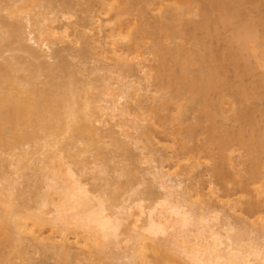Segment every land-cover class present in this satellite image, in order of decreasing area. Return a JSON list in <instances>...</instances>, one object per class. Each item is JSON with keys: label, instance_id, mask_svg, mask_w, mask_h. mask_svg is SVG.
I'll use <instances>...</instances> for the list:
<instances>
[{"label": "bare ground", "instance_id": "obj_1", "mask_svg": "<svg viewBox=\"0 0 264 264\" xmlns=\"http://www.w3.org/2000/svg\"><path fill=\"white\" fill-rule=\"evenodd\" d=\"M34 1H38V0H25V2H29V3H33ZM62 1H67V0H62ZM204 1L206 2L205 4L207 5L203 7L200 1L197 0H141L145 10H147L148 7L151 6V4H154L156 6V9L160 13L162 12V15H164L163 18H160V20L155 22L156 24H160L159 27L153 28L149 32V37H152L155 42L157 41V43H160L163 42V40L172 39L178 33H182V32L185 33L186 28L190 31L189 32L187 31L188 34L185 33L186 35L185 34L183 35V37L186 38L185 41L187 42V40L189 41L193 39L199 42L198 45H200L201 48L198 49L185 51L183 46L177 48L176 54L174 56V59L176 60V61L174 60L175 61L174 64H176V62L178 63L176 64L177 65L176 68L178 67L179 71H176V74L174 73L175 76L173 75L174 78L171 79L170 82L165 83L166 84L165 87L166 88L168 87L167 89L169 90L172 89V91L176 93L175 95L176 97L186 95L189 97L191 101H193V103L204 106L206 111H208L209 109L207 115L209 116V122L212 125L210 127L215 128L216 126L213 127L215 118L218 115L219 116L222 115L223 113H220L219 111L222 110L219 109L217 110L216 113L214 112V110H211L213 107L212 104H210L208 98L210 92H215L224 84V80H223L224 74L223 75L222 73L220 74L219 69L225 68L224 66L227 65H228L227 66L228 69L226 71L230 69L229 68L230 65L231 67L236 66L237 68V66L240 64L237 63L240 60L239 58H241L242 54L240 53H243L242 51L249 52L253 50L254 51L258 50L261 53V57L262 58L264 57V47H262L263 46L262 41H264V19L261 20V18H259L260 22L262 23L258 22L259 19L256 20L255 22L253 20L254 17L252 16L253 23L250 22L243 23L242 21V23L245 24L242 25L241 22H238L241 13L244 14L247 13V11H244L245 8L247 7L246 5L253 4V6L254 5L256 6V4L257 5L260 4L255 2V0H204ZM103 2H102L103 5L101 6L104 8L105 3ZM17 3L16 4L14 3V5H12L11 7L5 9L11 11L10 14L13 17L19 16L18 14H16V12L18 11V9L16 8ZM106 6L107 5H105V8H107ZM235 7L237 8L235 9ZM110 11L111 10L107 9L104 12L110 13ZM193 14L194 15L200 14V16H202V19L204 18L203 19L204 23L195 26L194 24H191L192 20L189 21L187 20L186 17L193 16ZM216 14L218 15V17H216ZM244 14L242 15V19H244V17L247 19L249 17L247 16L248 13L246 14V16H244ZM122 15H123L122 12H118L116 14L117 19H120L121 18L120 16ZM213 15L214 18H211L213 17ZM30 18L26 20L27 21L26 27L30 28V26H27V24H30L31 28H33L34 25L36 26L40 25L39 23H36L37 22L36 19H34L36 24L35 23L33 24L34 20ZM250 18L251 17H249L248 19ZM44 19L45 21H47L46 20L47 18ZM44 19H42L43 22ZM21 21H25V20H21ZM52 21L53 20H51V22ZM40 23H42V21ZM238 23H240L241 26ZM190 24L192 25L190 28L194 26L192 28L194 31L188 28ZM23 25H24L23 22H21L20 24L19 23L7 24L3 20L0 21V28L3 27L2 29H4V26H7L6 28L9 29L8 33H10L11 35H13L14 38H16L19 44L18 50L22 51V53L25 52L26 54H28V56L34 59L35 62L38 61L39 64L37 65L33 64V66H31L33 68V70L30 71L32 77L35 76V74L37 75V73H39L41 70H48L50 72L48 73L49 75L53 74L54 70L55 72L56 70L60 71L62 72V74L63 72L67 73L69 69L67 68L68 64L65 63L66 61L63 64H58V65L53 64V62H50L52 64L48 63L49 60H52L53 58L56 57L55 55L58 52L55 51L56 54L54 52L53 55L48 54V52H52L51 49L52 47L50 46L51 44L48 41V37L46 39H42V37L44 36L53 37L54 31H51L52 28H50L49 26L48 28L50 29L46 27L44 29L39 28L40 33L38 34L37 32L39 31L35 29H34L35 31L33 30L31 32L30 31L27 32L29 28L26 29ZM221 26L222 27L224 26L227 29L231 30L233 35L227 41H230L229 42L230 44L236 43L240 46V47L238 46L240 50V51L238 50L239 53L235 51L239 55H237L233 51L231 53L228 50H225L226 52L228 51L227 53L226 52L222 53L221 51L220 53L216 52V54L218 55L214 54L213 50L215 51V49L213 47L212 50L211 45H209L210 41L208 42L207 40L208 38L211 39L214 33H216L219 27ZM66 31L63 32L64 37L62 38L59 37L60 39L58 38L59 42L62 43L65 41L66 38L68 39L69 35H67ZM198 31L199 32L203 31L206 35H204V33L202 32L201 35L203 34L204 37L202 36L199 37V33H197ZM3 35L4 33H2L0 30V37H2ZM113 35L111 34L112 37H114ZM200 38H204V39H200ZM113 42L114 41L111 42L112 45L116 43L118 44V42L116 41L114 43ZM250 44H254V46ZM250 46L253 47L251 48ZM115 50L114 49L110 50L108 51V53L110 52L111 54L112 52V54L115 55L118 51ZM85 52L86 50L85 51L83 50L82 52L83 55ZM79 54H81V52ZM120 58L123 57L118 58L119 62L117 61V66L121 68L123 67V63L125 60L124 59L121 60ZM102 59L103 58H101V60ZM105 59L107 58L105 57ZM110 62L112 61L110 60ZM6 63H8L7 67H17L18 70H23V69H24L23 71L26 70L25 65L19 62V58L14 57L12 60L6 61ZM221 63L223 64L225 63V64L222 65ZM130 65L133 64L132 63L128 64L129 67L127 65H124L128 67V69L125 71L126 72L128 71L127 73L133 75L134 72L131 73L130 70L132 69L133 71L134 68L133 66ZM221 65L223 67H221ZM117 66H114V68ZM163 66L165 68H168V65L166 63H164ZM197 66H199L198 72H195L196 69L193 68ZM124 69H122V71ZM233 69L235 68L233 67ZM241 69L244 70V68ZM245 69L247 73L248 68ZM0 71L4 72V68L3 70L1 69ZM5 71L6 72H4L2 75L0 72V89H3V86L7 84L14 85V81H12L10 75L7 74L6 69ZM71 71L72 70L70 69V71L68 72L70 73V75L67 73L69 76H71L70 77L71 81H69V83L53 82L54 84H51V87L55 88L54 91H51V89H46V90L36 89L34 85L30 84L29 82H24L25 83L24 85H21L20 82H17L18 85L16 84L17 85L16 95L10 96L4 93L0 94V148L1 147L3 148L5 146L7 147V145H9L10 142H12L11 146L14 144L16 147L18 146L21 148V146H23L24 144L37 141L39 136V135L37 136V132H39L37 129L41 130V132L53 129V124L62 120V116L64 114L70 120V122L67 123L66 126L64 127L65 128L64 133L70 134L68 136H71V140H72L71 144L68 143L69 145L66 144L67 146L66 145L62 146L61 141L58 138H54L53 140H51V137H53L51 135H49L50 140L47 141L46 140L47 138L44 139L46 140V143H44L45 145L40 147V149L42 150L41 153L42 159L39 160L42 166L41 168L39 167L41 170L40 172L41 177L36 176V180L35 179H34L35 181L33 180V186L37 184L40 186L41 184L42 188L45 191L42 192L43 194L39 198L40 202H37L40 205H37L38 207H36L34 210H30L27 207L28 205H26V203H24L25 206H23V204H19L17 202V200H20V198L21 199L23 198L24 201L25 198L27 197V196L25 197V193L24 191H22L23 189L20 187L22 186L19 184L20 182L18 183L17 180L10 177L11 175L10 176L4 175V177L0 175L2 179L4 178L3 184H2V180H0L1 181L0 182V239L1 237L3 238V236H7L6 238H8L9 242L10 241L14 242L16 241V239L22 240L24 236L25 237L28 236V238L30 239L28 241H30L31 244L40 243L41 245L39 244L38 245L41 247L43 246L44 251L46 252L49 251V253L50 252L53 253V255L57 257V259H59V261L78 258V256H85L83 258L86 257L88 258L89 255L97 256L98 254H100L102 249L110 247L109 244L111 243L113 246L115 244L113 242H115L114 240L116 238L117 241L119 240V238L121 239V237H119L118 235L120 228L124 223L128 222V226L124 234H126L125 239L131 242V247L130 248L128 247L129 250L126 255V257L130 260L131 264H150L148 258L150 255L148 256V252L149 253L155 252L159 254L160 252L162 254L166 253L167 256L173 257L174 259L177 260L178 263L181 264H264V244H260V241L259 243L255 241L258 238L262 240V243L264 241V210H262L264 208V201L261 199L258 198L251 199L249 200V202H246L245 213L247 217L249 216L250 218L251 216L254 215L256 216V214H261V217H258V219L260 218L262 223L256 222L258 219L254 221H250V220L248 221V219H246L248 221V222L245 221L248 224V226H246L247 224H245L244 222L245 218H244V220L243 219L242 220L245 225L242 224V226H245L246 229L240 231L242 230L240 226L238 227L240 228V230L236 231L237 228L236 230L234 228L236 224L234 225L232 222L233 221L232 219L234 218L229 220L230 216L226 213L227 210L224 209L226 208L237 209L238 205L241 204L242 200H238L237 202H234L235 204L233 205L227 204L226 206L221 207L220 205L218 206L217 203H215V201L214 202L212 201L213 198L208 199L205 200V202L202 205H200V203L195 204L196 206L195 208L202 211V212L200 211L202 214L197 213L192 205L191 207L187 204L188 201H190L191 203L192 201L189 200L190 195L189 196L187 195L189 191L187 192L185 189H183L185 187L183 186L185 184L184 181L179 179L178 176H172L169 173L163 171L162 168H158V166L152 167V171L150 172L152 173L154 180H156L157 185L164 191V196L159 200L158 203V205L161 206L162 208V210L160 211L156 209L157 207H153V206L145 207L143 205V198H141L142 196L141 197L136 196L137 195L136 193L139 191V189L136 188H135L136 190L133 188L131 189L128 188L125 191L127 192V194L129 191H132V193H135V197H137V199L135 198L133 201H130L131 199L128 198L130 204H126L125 202L122 203L123 201L120 204L113 202L115 197L114 196L106 197L105 194H107L108 192L106 193L104 191H101L100 190L101 188L99 190L97 189L93 190V188L88 189L87 186L88 183L86 184L84 180H82V178L80 177L82 172L78 174L80 168L78 169L73 166L76 163H78V161L80 160L79 159L80 156L91 149L92 151L94 150L96 153L99 154L103 153L104 151L103 146L106 143V140H110V143L114 145L115 148H120L119 150H121L120 145L122 143L118 141H121L123 143L126 142L128 144L127 141L129 139V135L125 133L121 135L123 136L122 138L123 141L120 140V138L119 140L113 138L109 133L104 134L106 132L103 133V131L102 134L104 135H102L101 133L100 135L98 132V130L100 131V129L99 128L97 129L96 127L97 124L95 125V123H98V125L101 124L102 122L101 120H103L101 118L102 116H105L103 112L106 113L108 111L116 112L118 118H119L118 114H122V113L128 114L129 116L133 108H135L136 110L137 108H139L140 105L147 103L149 96L144 94L147 92V89H145L147 87L144 88L140 84V82L139 83H137V81L132 82L131 80L130 82L127 83V80H125L126 83L124 82L122 83L120 81V83L122 84L120 85V87L122 86V88L123 87L124 88L123 89L118 88V91L115 92L116 94L107 93L108 95H106L101 92L102 93L101 96H104L105 98L106 96L107 98L110 96L111 98L110 100L105 101L101 99L102 97H99L98 100L101 99L99 102L101 103V105L103 104L102 106L98 108H94L92 106V102L88 100L89 98L84 102H82L83 104H79L78 98H80L81 100L82 97H84V95L80 96L79 91L77 92L76 89L72 87V85L73 86L75 85L74 83L77 77H75L76 72L74 71L71 72ZM104 71L107 72V70ZM108 71H111L109 70V67H108ZM121 73L118 76L119 78L120 76L123 75L124 72L122 73V75ZM221 75L223 81L221 80ZM111 76L113 77V75ZM111 76L110 79L112 78ZM50 78L53 79V76L51 75ZM107 78L103 79V84L105 85V88H107V90H109V88L110 90H112L114 85L111 88L110 86L112 85V83L109 81L110 79L108 80ZM129 79L130 77L128 76V80ZM89 80H91V78ZM97 80L99 81V79ZM118 80L117 82L114 83H119ZM31 85L33 86V88ZM84 85L86 84L83 83V86ZM88 85L90 84L88 83ZM135 85L138 86L136 87ZM133 86L136 87L134 90H133ZM140 86L142 87L140 88ZM245 87L244 86L242 87L241 92L239 94L241 101H250V100L251 102L262 101V98L264 96V84H262L259 87H252L251 89ZM84 93H87V90H85ZM135 95L140 97L143 96L144 98L142 97L143 100H137L136 98L137 96L135 97ZM30 96L32 98H29ZM171 100L172 98L170 100L169 99H163V101L160 100L162 107H167L166 105H168L171 102ZM95 110H100L99 112H102V114L100 113V116L97 117V113L95 114L94 112ZM116 113L112 115L110 118L112 119L114 116L117 117ZM257 113L258 111L256 112V109L253 106L249 108V110L247 108V110L241 109L237 111V113H235L236 115L235 122L241 123V126L235 132H231V133L227 132V134L224 135L223 137V141H222L223 143L221 145V154L224 156L225 153L223 154V152L228 151V148L231 147L232 145L236 144L245 147L247 149V153L249 154L250 166L247 167V170H245L240 177L231 178L230 176L231 174L228 175V177H226L219 172L220 174H218L217 178H219L220 180H225V178H229L230 180L229 184L233 186L236 185L237 187V189L234 190L240 189V191H245V192H247V190H250L249 187L252 184L262 183V185L255 190L258 191L259 195L260 194L264 195L262 194L264 193V183H263L264 181V172H263L264 111L263 112L261 111V113L259 112L258 115ZM135 114L137 115L138 113H134V115ZM95 115L97 118L94 117ZM257 116H259L260 118L259 121H257ZM120 118L122 119L124 117L121 116ZM123 120H125L126 123L127 119L125 118ZM106 121H107L106 125H108L109 124L108 120ZM134 122L135 124L133 125V128L134 129L139 128L138 123H136L135 120ZM111 124L109 125L111 126ZM120 127L121 126H119V128ZM28 128H32V129L35 128L36 133H33L34 131H31L32 133H30L29 131H27ZM140 130L141 129H139L138 131ZM121 132H123V129L120 130V133ZM148 132L149 131L147 127H142L143 134L147 135ZM186 132L187 135L189 136L193 135V132H191V130H186ZM132 139H134V137ZM79 142L80 143L82 142L81 145L84 146L83 149L82 147L81 149L77 148ZM131 142L129 144H131ZM125 147L127 148L128 145ZM74 149L77 150L75 151ZM24 153L25 154L21 155V157L18 156L14 161L5 159L2 155H0V163L2 164V167L3 164H5V166L7 165L8 167L16 166L18 170L22 169L23 168L22 158L24 159V157H27L26 155H29V157L31 154L32 156L34 155L32 152L30 153L28 151ZM121 154H123V150ZM143 154L145 155V152ZM222 155L221 158L223 157ZM226 159L228 158L225 157L224 160L221 161V163L223 162L225 164V162L229 161ZM79 162H81V160ZM36 164L37 163H35V165ZM24 166L26 167V165ZM102 169H103L102 171L105 172L104 168ZM81 170L82 169H80V171ZM5 171L7 170L5 169ZM127 172H128V168L127 170L124 169L122 173L126 174ZM129 175L131 177V173ZM132 175L135 176V174ZM131 178L134 179L133 176ZM147 188L149 189L150 187ZM40 192L38 194H41ZM201 206L202 207L204 206V208H202ZM133 208H135V210ZM222 211L223 214L221 213ZM219 218L220 219L224 218L220 220L222 222L221 228L219 227L218 229H215L214 227H216V225H211L210 223H209L210 225L207 224L208 223L207 221L210 222L211 219H213L214 222H216L218 219L216 223L219 224L220 222ZM239 220L240 219H237L238 222ZM242 220L240 221L242 222ZM194 221H196V223L200 222L201 225H199V227L197 226L199 223L197 225H194L196 224L194 223ZM137 222H140L141 225H138L139 223ZM204 223L206 224L204 225ZM193 225L197 226V228H195L196 230L193 229ZM45 226L48 228L50 232L48 236H44V233L42 232V229H44L43 227ZM251 232H255L256 235H252L253 233L251 234ZM248 234H251V236L248 237ZM163 235H164V239L159 237V236L163 237ZM252 236L254 237L256 236V238ZM251 238H254L252 241L253 243L251 242L248 243V240ZM126 240L124 243H126ZM246 241L247 243H245ZM254 243L256 244L254 245ZM75 250L77 252H74ZM99 256H101V254Z\"/></svg>", "mask_w": 264, "mask_h": 264}, {"label": "rangeland", "instance_id": "obj_2", "mask_svg": "<svg viewBox=\"0 0 264 264\" xmlns=\"http://www.w3.org/2000/svg\"><path fill=\"white\" fill-rule=\"evenodd\" d=\"M197 1H200L203 7L207 5L205 4L206 2L204 0L203 1L197 0ZM258 1L259 0H255V2L260 3L258 4L259 6L256 4L257 7L255 5L253 6V4L246 5L247 7L245 8L244 11H247L248 14L247 13L246 14L247 16L251 17L250 19H248L249 17L247 19L244 17L245 20L242 19V15L244 13H241L240 17L242 20L239 17V21L238 20L237 21L241 22L242 25H245L243 23H248V22L253 23L252 16L254 17L253 20L255 22L259 18L263 20L264 0H260L259 2ZM102 2L105 3V5H107L106 6L107 8H105L104 5V8L106 10L107 9L111 10L110 13L104 12L106 10L101 6L103 5ZM14 3L15 4L17 3L16 8L18 9V11L16 12V14L19 15L18 17L11 16L10 14L11 11L5 10L11 7L12 5H14ZM236 8L237 7H235V9ZM118 12L123 13V15L120 16L121 17L120 19H117L116 17V14ZM200 14L199 15L193 14V16H189L186 18L189 21L192 20L191 24H194V26L201 25L204 23L203 20L204 18L202 19V16H200ZM246 14H244V16H246ZM163 17L164 15H162V12L160 13L156 9V6L154 4H151V6L148 7L147 10H145L141 0H93V1L92 0H67V1L38 0V1H34L33 3L25 2V0L24 1L0 0V21L3 20L7 24H17V23L20 24L21 22H23L24 23L23 26L26 29H28L29 27H26V22H27L26 20H28V18L33 20L36 19L37 21L36 23H39L40 25L38 26L34 25V27L31 28V25L27 24V26H30L27 32L28 31L31 32L35 29L39 31V32L36 31L38 34L40 33L39 28L44 29L45 27L48 28V26L52 28L51 31H54L53 37L52 36L42 37V39H46L48 37V41L51 44L50 46L52 47L51 48L52 52H48V54L53 55L55 51L58 52L57 54L55 52L56 55L55 54L54 55L56 57L53 58L52 60H49L48 63L53 62V64L58 65V64H63L66 61L65 63L68 64L67 68L69 69L67 73L70 71V69L72 70L71 72L73 71L76 72L75 77H77V79L74 78L76 79V81L74 83L75 85L74 86L72 85V87H74V89H76L77 92L79 91L80 96L84 95V97H82L81 100L80 98H78L79 104H83L82 102H84L89 98L88 100L92 102V106L94 108H98L102 106L103 104L101 105V103L99 102L101 99L105 101L111 99L110 96L107 98L106 96L108 95L107 93L116 94L115 92L118 91V88L119 89L124 88V87L122 88V86L120 87V85H122L120 81L122 83L123 82L126 83L125 80H127V83L130 82L131 80L132 82L137 81V83L140 82V84L144 88L147 87L145 88L147 89V92L144 94L149 96L148 97L149 99L147 103L139 106L140 110L139 108H137L136 110L135 108H133L129 116L128 114L122 113V114H118L119 118L116 112H110V111H108L107 113L103 112L105 116H102L101 118L103 119L101 120L102 122L100 121L101 124L99 123L101 126L98 125V123H95V125L97 124L96 125L97 129L98 128L100 129V131L98 130L99 134L100 133L102 134L103 131V133L106 132L104 134L109 133L113 138H116L118 140L120 138V140L123 141L122 139L123 136L121 135L125 133L129 135V139L127 141L128 144L125 142L128 145L127 148L125 147L127 146L125 143L118 141L122 143L120 145L121 150H119L120 148H115V146L110 143V140H106L104 146L102 145L106 149L105 150L103 148L104 150L103 153L99 154L96 153L94 150L92 151L91 149L80 156L79 159L81 160V162H79L80 161L79 160L78 161L79 164L76 163L73 166L75 168L82 169L81 171L79 169L78 174L82 172L80 177L82 178V180H84L86 184L88 183L87 184L88 189L93 188V190L96 189L99 190L101 188L100 189L101 191H104L106 193L108 192L107 194H105L106 197L114 196L115 199L113 200V202H116L117 204H120L122 201H123L122 203L125 202L126 204H130L128 198L131 199L130 201H133L135 198L137 199L138 196L139 197L142 196L141 198H143V205L145 207H152V206L157 207L156 209L160 211L162 210V208L161 206L158 205V203L159 200L164 196V191L157 185L156 180H154V177L150 172L152 171V167L158 166V168H162L163 171L169 173L172 176H178L179 179L184 181L185 184L183 186L185 187L183 189H185L187 192L189 191L187 195L188 196L190 195L189 197L191 199L189 198V200L192 201V203L188 201L187 204L189 206L192 205L193 208L196 207L195 204L200 203V205H202L205 202V200L212 198H213L212 201L213 202L215 201V203H217V205L218 206L220 205L221 207L226 206L227 204L233 205L235 204L234 202H237L238 200H242L241 204L238 205V208L236 207L237 209L230 208L233 210L232 211L229 208H226L224 210H227L226 213L230 216L229 220L234 218L232 219L233 220L232 222L234 225L236 224V226H234L235 230L237 228L236 231H239L240 228H242V230L240 231H243L246 228L245 226H242V224L243 225L247 224L245 222L247 221L246 219H248V221L249 220L254 221L257 220L258 217H261V214H256V216L255 215L251 216V218L249 216L247 217L245 213V208H246V202H249V200L251 199L258 198L264 201V195L261 194L259 195L258 191L255 190L258 187H260L262 183L252 184L250 186L251 188L249 187L250 190H247V192H245V191H240V189L234 190L237 189V187L236 185L233 186L229 184L230 181L229 178H225V180H220L219 178H217V176L218 174L221 173L226 177H228V175L231 174L230 175L231 178L233 177L237 178L240 177L244 173V171L247 170V167L250 166L249 154L247 153V149L245 147L236 144L232 145L231 147L228 148V151L223 152V154L225 153L224 156L221 154V145L223 143L222 142L223 137L224 135L227 134V132L228 133L235 132L241 126V123L235 122L236 119L235 113H237V111L241 109L247 110V108L249 110V108H251L252 106L255 107L256 112L258 111V113L264 111V101H263L264 96L262 98V101L260 102L259 101L251 102V100L241 101L239 97V94L243 86L244 87L246 86L248 89L249 88L251 89L252 87H259L262 84H264V57L263 58L261 57V53L258 50H255L256 51L255 52L252 49L254 52L249 51L250 54L249 52L242 51L243 53H240L242 54L241 58H239L240 60L237 58L239 61H241V62L238 61L237 64L239 63L240 64L237 66V68L236 66L231 67V65L229 64L230 69L228 71H226L228 69L227 67L228 65L224 66L226 69L225 68L219 69L220 74L221 73L222 75L224 74L223 75L224 84L215 92H210L208 99L213 107L211 110H214L215 113L217 112L218 109L222 110L219 112L223 113L222 114L223 116L220 115L222 116L220 117L218 115L215 118L213 127L215 126L216 127L212 128L210 127L212 125L209 122V116L207 115L209 109L208 111H206L204 106L193 103V101H191L189 97L186 95L176 97L175 96L176 93L173 92L172 89L169 90L167 89L168 87L167 88L165 87L166 86L165 83L170 82V80L174 78L173 77L174 73L176 74V71H179V68L178 67L176 68L177 66L176 64L178 63L176 62V64H174L176 61L174 59V56L176 54L177 48L183 46L185 51H190L193 49L201 48V46L198 45L199 44L198 41H195L193 39L189 41L187 40V42L185 41L186 38L183 37V35L185 33L188 34V32L190 31L187 28L185 33L184 32L178 33L176 34V36H174L175 38L173 37L172 39L169 40H163V42L160 43H157V41L155 42L152 37H149V32L153 28L159 27L160 24H156L155 22ZM216 17H218L217 14ZM44 18H47L46 19L47 21H45ZM211 18H214V15ZM42 19H44V22ZM21 20H25V21H21ZM48 20L51 24L48 22ZM51 20L53 21L51 22ZM41 21L42 23H40ZM258 22H260V19L258 20ZM34 23L35 20L33 21V24ZM191 24L188 28L193 30L192 28L194 26L190 28L192 26ZM238 24L240 25V23ZM6 27L7 26H4V29H2L3 27L0 28L1 32L4 33V35L0 37L1 38L0 67L2 70L4 68V72H6L5 69L7 70V74H9L10 77L12 78V81H14V85L13 84L4 85L3 89H0V94L4 93L10 96L16 95L17 92L16 87L18 85L17 82H20L21 85H24L25 84L24 82H29L30 84L34 85L36 89H42V90L51 89V91H54L55 88L51 87V84H54L53 82L69 83V81H71L70 78L71 76H69L70 73H68L69 74L68 75L66 72H63L62 74V72L57 70L56 72L54 70L53 74H51L53 76V79L50 78L51 75L48 74L50 73L48 70H41L39 73H37V75L35 74V76L32 77L30 71L33 70V68L31 66H33V64L36 65L39 64L38 61L36 60L37 62H35L34 59L28 56V54H26L25 52L22 53V51L18 50L19 44L16 38H14L13 35L8 33L9 29H7ZM64 31H66L67 35H69L68 39L67 38H66L67 40L65 39L66 42L64 41L66 44L64 42L61 43L58 41L59 37L60 38L64 37L63 34ZM202 32L203 31L197 32L199 33V37L200 36L204 37V35H206L204 32H203L204 35L203 34L201 35ZM111 34L112 35L114 34L113 35L114 37H112ZM232 35L233 34L231 30L227 29L224 26L223 27L221 26L219 27L218 31L214 33L211 39L208 38L207 41L208 42L210 41L209 45H211L212 50L213 47L215 49V51L213 50L214 54H216V52L220 53L221 51L222 53L223 52L225 53L226 52L225 50H228L231 53L232 51L234 53H236L235 51L239 53L240 51L238 48L239 45L236 43L230 44L229 43L230 41H227L232 37ZM200 39H204V38H200ZM112 41L114 42L116 41L118 42V44L116 43L112 45L111 43ZM262 42L263 44L262 43L261 44L263 46L262 45L261 46L264 47V41ZM250 45L254 46V44H250ZM253 46L250 47L252 48ZM113 49L114 50L116 49L115 51L118 50L117 51L118 54L116 53L117 55L116 54L113 55L112 52L111 54L110 52L108 53V51ZM83 50L84 51L86 50L87 52V53L85 52L84 55L82 53ZM80 52L81 54H79ZM14 57L19 58V62L25 65L26 67L25 71H23L24 69L18 70L17 67H7L8 63H6V61H10ZM99 57L103 58L104 60L103 59L101 60V58ZM105 57L107 59H105ZM117 57L118 58L123 57L120 59L125 60V61L123 60L124 61L123 67L124 68L126 67L125 69L123 67L120 68L117 66V61H118ZM110 60L112 62H110ZM126 61L128 62L131 61V62L128 63ZM131 63L133 65L130 66H133L134 69L133 71L132 69L130 71L131 73L134 72L136 76L134 74L131 75L130 73H127L128 71L127 72L125 71L129 67L128 64ZM164 63L168 65V68H165L163 66ZM221 64L224 65L225 63L224 64L221 63ZM124 65H127L128 67ZM222 65L221 67H223ZM114 66L117 67L114 68ZM102 67L105 68L103 69ZM108 67L109 70L111 71H108ZM198 67L199 66L193 68L196 69L195 72H198ZM233 67L235 69H233ZM241 68H244V70H242ZM245 68H248L249 70V71L247 70V73ZM122 69L124 70L122 71ZM104 70H107V72ZM121 71L122 73L124 72L123 75ZM0 72L1 75L4 73L2 71ZM119 72L125 79L122 76H120V78L118 77L120 75ZM125 74L130 77L129 80H128V76H126ZM111 75H113V77ZM222 75H221V80H222ZM110 76L112 77L111 79ZM90 78L91 80H89ZM105 78H107L108 80L110 79L109 81L112 83V85L110 86L111 88L114 85L112 90H110V88L109 90L105 88V85L103 84V79ZM116 78H118L119 80ZM97 79H99V81ZM117 80L119 81V83H114L117 82ZM82 82L85 83L86 85L83 86ZM87 82L90 85H88ZM135 86L137 87L138 85ZM135 86H133V90L136 88ZM142 86H140V88ZM85 90H87L88 94L84 93ZM101 92L103 94H106L105 95L106 98L104 96H101L102 94ZM136 96L137 95H135V97ZM99 97L102 98L98 100ZM142 97L143 96L141 97L137 96L136 98L137 100H143L144 97L143 98ZM29 98L32 97L30 96ZM171 98L172 100L168 105H166L167 107H162L160 100L161 101H163V99L170 100ZM99 111L100 110L94 111L95 114L97 113V117L100 116V113L102 114V112ZM115 113L117 117L114 116L111 119L110 117ZM134 113H138V114L134 115ZM121 116L124 118L121 119L120 118ZM94 117L97 118L96 115ZM125 118L127 119L126 123L125 120H123ZM259 119H260L259 116H257V121H259ZM106 120H108L109 124L113 122L111 126L109 124L106 125L107 124ZM134 120L136 121V123H138L139 128L136 129L133 128V125L135 124ZM69 122L70 120L64 114L62 116V120L53 124V129L44 132H41V130L37 129L39 131L37 132V136L39 135L37 141L27 143L28 145L24 144L23 146H21V148L18 146L17 148L14 144L11 146L12 142H10V144L7 145V147L5 146L3 148L2 147L0 148V155H2L5 159H9L11 161L12 160L14 161L18 156L21 157V155L25 154L24 152L27 151L30 153L32 152L34 154L33 156L31 154L30 157L29 155H26L27 157H24L25 160L22 158L23 168L20 170H18L16 166L8 167L7 165L5 166V164H3L2 167V164L0 163L1 166L0 175L2 177H4V175L5 176L11 175L10 177L14 178L15 180L18 181V183L20 182L19 183L20 185H22L19 186L23 189L22 191H24L25 197L27 196L25 198L26 201L24 200L25 201L24 202L23 198L22 199L20 198V200H17V202L19 204H23V206H25L24 203H26V205H28L27 207L30 210H34L36 207H38L37 205H40L37 202H40L39 198L42 196L43 194L42 192L45 191L40 183H39L40 186L38 184L33 186V180L34 179L36 180V176L39 177L41 175L40 168L42 166L39 160L42 159V154H41L42 150L40 149V147L45 145L44 143H46V140L47 141L50 140L49 135L53 136L51 137V140H53L54 138H58L61 141L62 146L66 144L69 145L68 143L71 144L72 141L71 136H68L70 134L64 133V129H65L64 127ZM119 126L121 127L119 128ZM142 127L148 128L149 132L147 133V135L142 133ZM121 129H123V132H121L122 134L120 133ZM139 129L141 130L138 131ZM186 130H191V132H193V135L192 136L187 135ZM27 131H29L30 133H32L31 131H34L33 133H36L35 128L33 129L28 128ZM118 133L120 134V136ZM133 137L134 139H132ZM130 142L131 144H129ZM38 143L41 145H39ZM81 143L80 142L78 143L77 148L79 149H81V147L82 149L84 148V146L81 145ZM142 147L144 148V150ZM122 150H123V154H121ZM144 152L145 155L143 154ZM221 155L223 156L222 158ZM225 157H227L228 159L226 160L229 161L227 162L224 161L225 164L223 162L221 163V161H223ZM34 162L37 163L38 165L36 164L37 165L36 166ZM24 165H26V167ZM34 166L40 168L38 169ZM101 167L104 168L105 172L102 171L103 169ZM2 168L3 169L5 168L7 171H5V169L3 170ZM127 168H128V172H127L128 174L122 173L123 170L124 169L127 170ZM130 173H131V177L133 176L134 179L130 177L129 175ZM132 174H135V176ZM1 176H0L1 178L0 180H2V184H3L4 178L2 179ZM136 176L138 177V179ZM107 180L109 183L107 182ZM146 186L150 188L148 189ZM128 188L139 189V191L136 193L137 197H135V193H132V191L128 192L129 194L128 196L127 192H125ZM39 192L41 194H38ZM202 208H204V206ZM133 209L135 210V208ZM195 210L197 213L202 212L201 210L196 208ZM262 210H264V208ZM221 213L223 214V211ZM222 219L224 218L221 219L219 218V221ZM237 219L240 220L243 219L245 224L243 220L242 222L239 220L240 222L239 223ZM211 220L210 222L207 221L208 225L210 224L216 225V227H214L215 229H218L219 227L221 228L222 226L221 221L218 224L216 223L218 219L216 222H214L213 219ZM236 221L238 222V224ZM256 222L258 223L261 222V219L259 218ZM137 223H139L138 225H141L140 222ZM194 223H196V221H194ZM198 223L194 225L198 224L197 226L199 227V225L201 224L200 222ZM205 224L206 223H204V225ZM194 225H193V229L197 228V226ZM127 226H128V222L124 223L121 226L118 234L119 237H121V239L119 238V240L117 241L116 238L114 240L115 242L113 243L115 244L117 243L116 245L114 244L112 246V243L109 244L111 248L107 247L105 249H102L101 251L102 253L100 252L101 256H99L100 254H98L97 256H91L88 254L91 258L88 255H87L88 258L87 257L83 258L85 256H78V258H73L69 260L67 259L65 261L64 260L59 261V259H57V257H55L53 253L51 252L49 253V251L48 252L44 251L43 246L42 247L39 246L41 245L40 243H36V244L32 243L33 244L32 246L31 242L28 241L30 240L28 236L26 237L24 236L22 240L16 239V241L14 242L11 241L9 242L8 238H6L7 236H3V238L1 237L0 239V264H131L130 260L126 257L128 250L131 247V242L125 239L126 234H124V232L127 229ZM246 226H248V224ZM43 228L44 229H42V232L44 233V236H48L50 234L48 228L46 226ZM251 234L256 235L255 232H251ZM251 234H248V237H250ZM159 237L164 239V235L163 237L162 236ZM254 238H256V236ZM254 238L249 239L248 243L250 242L253 243L252 241ZM124 239L126 240V243H124L125 242ZM258 239L255 241L258 243L260 241V244H264V241L262 243V240L261 239L258 240ZM245 243H247V241ZM255 244L256 243H254V245ZM74 252L77 251L75 250ZM148 256H149L148 258L150 264H162V263L181 264L178 263L177 260L174 259L173 257L167 256L166 253L162 254L160 252L159 254L155 252H150V253L148 252Z\"/></svg>", "mask_w": 264, "mask_h": 264}]
</instances>
